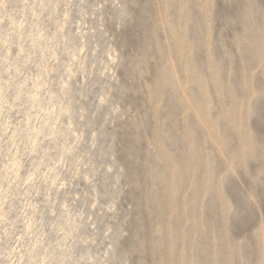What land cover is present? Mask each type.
<instances>
[{
  "label": "rangeland",
  "instance_id": "374dc122",
  "mask_svg": "<svg viewBox=\"0 0 264 264\" xmlns=\"http://www.w3.org/2000/svg\"><path fill=\"white\" fill-rule=\"evenodd\" d=\"M0 264H264V0H0Z\"/></svg>",
  "mask_w": 264,
  "mask_h": 264
}]
</instances>
